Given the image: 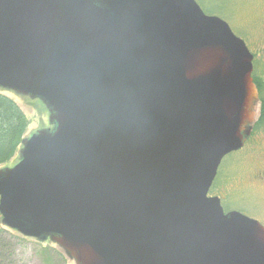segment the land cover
<instances>
[{
  "label": "water",
  "instance_id": "obj_1",
  "mask_svg": "<svg viewBox=\"0 0 264 264\" xmlns=\"http://www.w3.org/2000/svg\"><path fill=\"white\" fill-rule=\"evenodd\" d=\"M253 62L196 0H0V90L53 126L0 170L3 226L75 264H264V227L208 196Z\"/></svg>",
  "mask_w": 264,
  "mask_h": 264
},
{
  "label": "rangeland",
  "instance_id": "obj_2",
  "mask_svg": "<svg viewBox=\"0 0 264 264\" xmlns=\"http://www.w3.org/2000/svg\"><path fill=\"white\" fill-rule=\"evenodd\" d=\"M196 1L206 15L225 20L234 34L245 41L251 53L255 55V75L262 78L264 74L262 65L264 63V0ZM3 93L14 101L28 120L23 141L40 131L53 129L49 121V113L43 103L28 97ZM259 109L260 104L255 112L256 120L260 113ZM260 127L240 152L232 153L224 158L212 191L214 195L221 193L224 195L226 212H239L264 226V181L260 178V172L264 175V126ZM21 147L22 144L11 162L0 167V170L16 165ZM2 229L5 230L3 234L11 238L8 243H11L10 253H13L9 261L3 264H46L47 254L44 249L62 251L51 241L41 242L25 238L3 227L0 217V230ZM55 259L57 264H75L67 256L65 261L57 257Z\"/></svg>",
  "mask_w": 264,
  "mask_h": 264
},
{
  "label": "trees",
  "instance_id": "obj_3",
  "mask_svg": "<svg viewBox=\"0 0 264 264\" xmlns=\"http://www.w3.org/2000/svg\"><path fill=\"white\" fill-rule=\"evenodd\" d=\"M257 84L261 85V81L255 76ZM261 91V95H263ZM28 128V120L23 114V111L14 103V101L0 90V167L8 164L15 157L19 147L23 142L24 135ZM5 233V230H0V264L9 261L13 253L11 239ZM11 234V233H10ZM47 254L46 264H57L56 257L63 261L66 260L64 253L58 250L44 249Z\"/></svg>",
  "mask_w": 264,
  "mask_h": 264
},
{
  "label": "flooded vegetation",
  "instance_id": "obj_4",
  "mask_svg": "<svg viewBox=\"0 0 264 264\" xmlns=\"http://www.w3.org/2000/svg\"><path fill=\"white\" fill-rule=\"evenodd\" d=\"M262 65H263V69H264V63ZM259 80L261 81V85H259L257 83H256V85H257V88L259 90V100H260L259 101V104H260L259 111H260V113H259V116H258L257 120L255 118L254 124L250 127V135L247 137L243 148L245 147V145L248 142V140L252 138V136L256 132L257 128H259L260 126H264V94L261 95V91H263V93H264V74H263V77L262 78H259ZM260 128H262V127H260ZM241 150H239L238 152H240ZM260 173H261V177L260 178H261V180L264 181V175H262V172H260ZM217 178H218V176H217ZM213 187H214V185H213ZM213 187H212V189L210 191V196L211 197H214V198H219L221 200V203L224 202L223 201L224 200V195L222 193L221 194L214 195L215 193L212 191L213 190Z\"/></svg>",
  "mask_w": 264,
  "mask_h": 264
}]
</instances>
